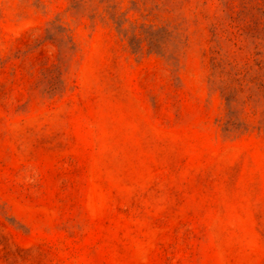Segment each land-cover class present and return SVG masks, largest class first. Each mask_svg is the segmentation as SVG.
Instances as JSON below:
<instances>
[{"label":"rangeland","instance_id":"1","mask_svg":"<svg viewBox=\"0 0 264 264\" xmlns=\"http://www.w3.org/2000/svg\"><path fill=\"white\" fill-rule=\"evenodd\" d=\"M0 264H264V0H0Z\"/></svg>","mask_w":264,"mask_h":264}]
</instances>
